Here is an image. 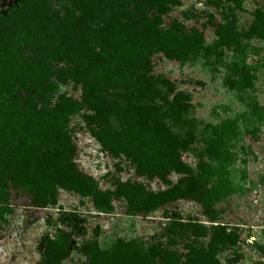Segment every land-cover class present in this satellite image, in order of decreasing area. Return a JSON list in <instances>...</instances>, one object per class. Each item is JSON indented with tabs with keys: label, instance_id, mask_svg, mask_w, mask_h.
Masks as SVG:
<instances>
[{
	"label": "trees",
	"instance_id": "trees-1",
	"mask_svg": "<svg viewBox=\"0 0 264 264\" xmlns=\"http://www.w3.org/2000/svg\"><path fill=\"white\" fill-rule=\"evenodd\" d=\"M6 1L0 7V235L16 208L40 211L56 205L58 188L89 198L100 214H111L116 199L124 202L127 215L142 217L189 200L209 223L205 249L180 257L175 250L158 245L146 249L133 239L116 238L106 247L94 240L81 245L83 264H222L217 253L240 238L215 224L216 204L243 192L231 175L232 143L242 137L253 155L262 136L264 105L253 93L257 77L246 56L248 39H264V9H256L257 25L247 32L237 29L233 12L224 14L215 26V39L207 44L197 29L184 31L176 23L164 27L163 17L179 0ZM229 1L240 8L241 0ZM207 3L222 7L221 0ZM182 15L197 18L192 9ZM230 50L236 61L223 84L246 109L215 124L196 121L190 115V95L152 72V57L158 54L180 64L202 60L212 67ZM69 83L80 90L78 99L61 91ZM243 92L247 94L241 96ZM78 115L110 155L133 160L138 178H157L169 187L151 192L139 181L126 180L101 190L75 163L77 147L69 132ZM171 124L185 130L184 137ZM198 125L203 144L190 148ZM185 151L196 159L194 167L182 163ZM174 174L181 178L171 184ZM246 178L243 169L240 179ZM187 218L206 234L204 225ZM35 219L27 215L25 227ZM72 240L64 230L43 236L35 264H66ZM258 250L264 257V245Z\"/></svg>",
	"mask_w": 264,
	"mask_h": 264
},
{
	"label": "rangeland",
	"instance_id": "rangeland-1",
	"mask_svg": "<svg viewBox=\"0 0 264 264\" xmlns=\"http://www.w3.org/2000/svg\"><path fill=\"white\" fill-rule=\"evenodd\" d=\"M179 1L180 4L163 17L164 27L176 23L184 31L197 29L203 34L207 44L215 39V26L223 22L224 14L233 12L237 29L247 32L257 25L254 16L256 9H264V0H241L240 8L229 0H221L220 8L209 6L208 0ZM5 5L8 2L0 0V7ZM187 9L196 12L195 20L183 17L182 13ZM247 43L249 47L246 62L257 77L253 93L259 104L264 105V39L252 37ZM30 53V50L26 51L27 55ZM235 61L236 54L231 50L224 51L223 57L218 63H213L212 67L202 60L194 64H180L158 54L152 57V72L172 81L176 91H184L190 95V115L196 121L215 124L246 109L245 103L239 101L235 92L223 84V79L229 74V67ZM61 91L76 99L80 95V90L75 89L71 83L63 86ZM240 94L244 96L247 92ZM171 127L184 137L185 130H179L173 124ZM261 130L262 136L253 155L247 153L246 142L242 137L232 143L235 160L231 165V175L235 185L242 187L243 192L234 193L216 204L219 218L215 224L225 225L238 233L240 238L236 245L224 247L217 253L222 264L264 262V257L258 250V246L264 245V123ZM201 133V125H198L194 131V140L189 143L190 148L202 146L204 135ZM69 134L77 147L75 163L78 169L93 177L101 190H112L115 183L126 180L139 181L151 192L169 187L157 178H138L133 160L123 155L114 157L103 149L91 136L81 115L72 119ZM181 161L189 167L196 164V159L188 151L181 154ZM243 169L247 175L245 181L240 179ZM180 178V175H171V184H175ZM114 204L111 214H100L95 211L89 198L58 188L56 205H49L40 211L28 207L16 208L15 213L9 217V225L0 235V264H35L40 259L42 250L40 239L62 230L69 231L73 239L66 264H83L81 245L94 240L106 247L116 238L133 239L146 249L158 245L175 250L180 257L188 250L206 247L210 236L209 223L205 222L201 209L192 201L178 200L169 203L147 217L127 215L121 200H114ZM27 215H33L36 219L25 227ZM187 216L194 217L198 224L204 225L206 234L203 235L194 224L189 223L191 220Z\"/></svg>",
	"mask_w": 264,
	"mask_h": 264
}]
</instances>
